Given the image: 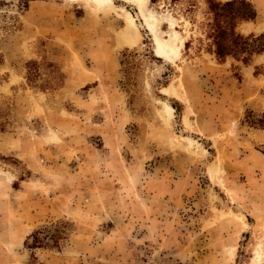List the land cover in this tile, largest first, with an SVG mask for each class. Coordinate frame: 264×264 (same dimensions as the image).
<instances>
[{
	"label": "rangeland",
	"instance_id": "rangeland-1",
	"mask_svg": "<svg viewBox=\"0 0 264 264\" xmlns=\"http://www.w3.org/2000/svg\"><path fill=\"white\" fill-rule=\"evenodd\" d=\"M207 1L0 0V264H264V53L217 61Z\"/></svg>",
	"mask_w": 264,
	"mask_h": 264
},
{
	"label": "trees",
	"instance_id": "trees-1",
	"mask_svg": "<svg viewBox=\"0 0 264 264\" xmlns=\"http://www.w3.org/2000/svg\"><path fill=\"white\" fill-rule=\"evenodd\" d=\"M207 9L211 15L207 34L210 40L209 51L217 61L223 62L230 57L247 65L253 56L264 53V34L257 37L243 36L236 30L240 23L255 20L256 11L250 2L229 0L221 3L208 0ZM59 239L55 238L56 245ZM40 240L38 235H34L32 248L39 245Z\"/></svg>",
	"mask_w": 264,
	"mask_h": 264
},
{
	"label": "bare ground",
	"instance_id": "bare-ground-1",
	"mask_svg": "<svg viewBox=\"0 0 264 264\" xmlns=\"http://www.w3.org/2000/svg\"><path fill=\"white\" fill-rule=\"evenodd\" d=\"M83 1L92 2L93 4L99 7H108L109 9L115 8L111 0H83ZM122 1L134 2L136 8L138 9V11L142 16L143 21L146 23L148 30H150V32L152 33L156 32V28H155L156 21L146 11V6L149 0H122ZM124 21H125V27L120 32H118L117 37L124 44L133 46L137 44L139 41V33L135 28L134 18L128 12H125ZM155 44H156L155 52L158 56L164 53L177 56L179 54L178 53L179 49L182 48L183 46V44L176 45L174 39H170L167 41H161L160 39H156ZM164 90L167 91V89ZM165 112L168 113L167 107H165Z\"/></svg>",
	"mask_w": 264,
	"mask_h": 264
}]
</instances>
